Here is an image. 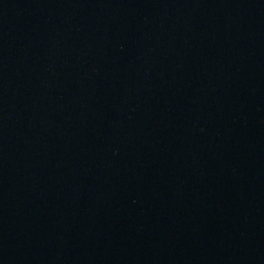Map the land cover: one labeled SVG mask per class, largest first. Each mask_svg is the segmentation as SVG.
<instances>
[{"label":"water","instance_id":"95a60500","mask_svg":"<svg viewBox=\"0 0 264 264\" xmlns=\"http://www.w3.org/2000/svg\"><path fill=\"white\" fill-rule=\"evenodd\" d=\"M0 264H264V0H0Z\"/></svg>","mask_w":264,"mask_h":264}]
</instances>
